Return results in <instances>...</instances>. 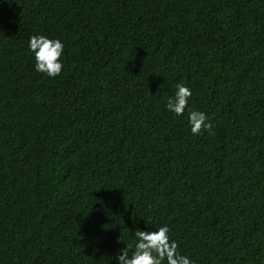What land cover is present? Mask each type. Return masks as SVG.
Wrapping results in <instances>:
<instances>
[{
  "label": "trees",
  "instance_id": "16d2710c",
  "mask_svg": "<svg viewBox=\"0 0 264 264\" xmlns=\"http://www.w3.org/2000/svg\"><path fill=\"white\" fill-rule=\"evenodd\" d=\"M165 224L194 264H264V0H0V264H115Z\"/></svg>",
  "mask_w": 264,
  "mask_h": 264
},
{
  "label": "clouds",
  "instance_id": "9594fccd",
  "mask_svg": "<svg viewBox=\"0 0 264 264\" xmlns=\"http://www.w3.org/2000/svg\"><path fill=\"white\" fill-rule=\"evenodd\" d=\"M27 47L33 54L37 72L50 78L61 73V57L65 45L59 38L42 34L32 35L28 38ZM192 95L193 91L189 86L177 83L173 95L166 100V110L174 116L183 115ZM187 123L193 135L212 128L209 117L199 109L188 110ZM169 233L170 229L166 224L155 230L146 225L143 230L134 233L136 240L131 251L125 250L124 247L115 255V264H194L190 256L180 253L177 241L171 239Z\"/></svg>",
  "mask_w": 264,
  "mask_h": 264
}]
</instances>
